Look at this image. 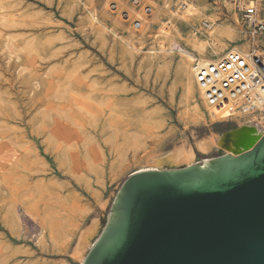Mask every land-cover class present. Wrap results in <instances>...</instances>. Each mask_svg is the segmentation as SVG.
<instances>
[{"label": "rangeland", "instance_id": "rangeland-1", "mask_svg": "<svg viewBox=\"0 0 264 264\" xmlns=\"http://www.w3.org/2000/svg\"><path fill=\"white\" fill-rule=\"evenodd\" d=\"M112 1L107 15L106 0H0V264H82L72 255L81 233L89 232L86 257L128 176L181 146L194 148L195 161L213 157L197 141L239 124L184 125L177 46L148 54L160 20L189 49L193 35L210 40L201 22L208 17L219 40L246 41L236 0H167L198 12L189 20L151 12L152 25L138 36L129 30L134 18ZM257 13L264 19V0ZM47 217L56 243L38 237Z\"/></svg>", "mask_w": 264, "mask_h": 264}, {"label": "water", "instance_id": "water-1", "mask_svg": "<svg viewBox=\"0 0 264 264\" xmlns=\"http://www.w3.org/2000/svg\"><path fill=\"white\" fill-rule=\"evenodd\" d=\"M243 128L217 133L219 156L128 176L82 264H264V134L223 153Z\"/></svg>", "mask_w": 264, "mask_h": 264}, {"label": "bare ground", "instance_id": "bare-ground-1", "mask_svg": "<svg viewBox=\"0 0 264 264\" xmlns=\"http://www.w3.org/2000/svg\"><path fill=\"white\" fill-rule=\"evenodd\" d=\"M107 1L110 0H106V2L103 4V11H107V13H105L107 15H110L108 10L106 9ZM259 1L260 0H236V2L239 3L238 7L240 8V10H242L244 7H255L257 18H260L257 13ZM112 2L115 3L113 5L114 8L118 7L120 12L125 11L128 17L134 18L132 26H136L138 29L134 27L130 28L129 30L132 35L137 36L139 35V32L140 35H143L145 30L152 25L149 20L150 17H147L151 12L156 15L159 14L160 9L164 8V10L169 12L171 16H178L185 20H189L191 16L198 12L197 8L187 1H183L182 4L179 3L173 9H171V7L168 5L167 0H135L132 3L130 2V0H113ZM142 3H145V5L140 8L139 6H141ZM87 10L89 17H91L92 20H97L95 5H91L87 8ZM134 22H137V24L134 25ZM201 22L205 25L206 29L204 32L210 38V40H208L207 43H203L202 41L195 39L196 36L193 35L192 39L188 41L192 48L189 49L183 46L179 41L171 38L170 29L172 27V23H170V21L160 20L157 26V31L153 35L155 39L154 42L156 43L157 48H150L148 50V54L149 56L153 57L156 55V51H160L163 53V56H166L172 53L174 47L177 46L179 63L176 67V72L178 75H180V78L183 82V93L185 94L184 111H182V120L184 122V125H195L200 122L206 123L237 120L239 124L233 128L244 127L243 129H241L242 131H238L237 134L240 133L239 135H245L246 142L243 143V145H230L229 148L223 149L224 154H232L236 156L244 151L251 149V147L256 144V142L263 136L264 120L261 116H264V100H254V105L251 106L242 94H238L235 96H229L228 100L225 101L224 104L219 108L211 107L206 102L203 91L195 83L193 65L195 60L199 61L200 63L212 62L222 57L228 51L242 52V54L246 56L247 63L252 64V59L248 57V54L253 48V45L251 47L252 42L247 35H245L247 40L241 43H238V41H241V39L231 40L228 39L229 37L224 38V40H219L214 35V31L217 27L215 19L208 17L206 19H202ZM236 22L237 24H240L239 20H237ZM263 37L264 35L260 37L261 42H264ZM167 38H171L172 41L171 43H169L170 46L168 48H166L163 44V41ZM207 45L212 47L213 51L211 54H206ZM256 51V54L260 56L264 64V49L260 48ZM217 140V133H210L209 135L197 141L196 147L200 152L214 153L213 157L219 156L220 147L217 144ZM196 158V153L192 146H181L174 150L172 153L166 155L164 158H160L161 160L154 161L153 163H148V165L140 168L139 171L159 170V167L162 163H168L176 166H190L197 162L206 160V157H204L201 160L197 159L195 161ZM24 212L31 219L36 220L35 216L27 209H24ZM45 219V225H40V232L38 234L39 239H44L46 233L47 237L51 240V243L58 242L59 236L54 232L52 223L49 221L48 217ZM95 223L96 221L94 222V224ZM88 235L89 232L88 234H85V232L81 233L78 243L74 249V254H72L74 255V259H77L81 263L84 261V251L88 246Z\"/></svg>", "mask_w": 264, "mask_h": 264}, {"label": "built area", "instance_id": "built-area-1", "mask_svg": "<svg viewBox=\"0 0 264 264\" xmlns=\"http://www.w3.org/2000/svg\"><path fill=\"white\" fill-rule=\"evenodd\" d=\"M240 17L245 35L253 45L248 54L252 64H248L246 56L239 51H228L209 63L194 61L195 83L203 91L208 105L214 108L221 107L229 96L238 94H242L251 106L254 100H264V70L257 60L262 64L263 61L256 54V50L263 47L260 37L264 35V19L256 17L255 7H244Z\"/></svg>", "mask_w": 264, "mask_h": 264}]
</instances>
